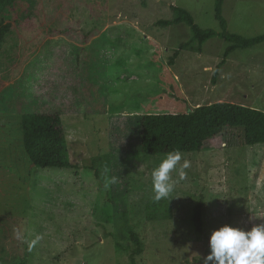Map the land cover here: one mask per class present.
Listing matches in <instances>:
<instances>
[{
  "label": "rangeland",
  "instance_id": "374dc122",
  "mask_svg": "<svg viewBox=\"0 0 264 264\" xmlns=\"http://www.w3.org/2000/svg\"><path fill=\"white\" fill-rule=\"evenodd\" d=\"M215 2L16 0L5 9L0 19L14 27L0 55V264H203L214 229L264 224V143L247 145L241 127L180 152L190 167L183 179L172 172L173 198L152 199L151 173L167 154L142 150L140 114L218 101L264 111V42L232 52L216 84L229 45L219 36L169 65L192 31L156 22L180 6L220 32ZM223 15L232 33L264 34V0H224ZM105 61L108 92L88 71ZM49 110L62 114L76 167H36L23 149L21 115ZM200 200L202 233L193 224ZM122 214L144 242L135 263Z\"/></svg>",
  "mask_w": 264,
  "mask_h": 264
},
{
  "label": "trees",
  "instance_id": "16d2710c",
  "mask_svg": "<svg viewBox=\"0 0 264 264\" xmlns=\"http://www.w3.org/2000/svg\"><path fill=\"white\" fill-rule=\"evenodd\" d=\"M15 2L16 0H0V16L5 9L13 8ZM223 4L224 0H216L215 2V17L222 28L220 32L214 29L201 28L191 12L180 6H172L174 12L172 19H160L156 22L160 26L185 23L192 31V38L181 45L179 49L174 50L170 56L169 65L175 64L181 50L187 48L193 42L197 41L199 43L198 50L201 51L204 42L219 36L229 42V45L225 49L223 58L218 62L216 71L213 73L212 81L216 84L219 71L232 52L237 49L252 48L264 42V34L245 37L228 31L227 20L223 15ZM13 27L11 22H4L0 19V55L6 38L12 33ZM93 53L98 55V49L95 48ZM107 62L89 66L88 70L93 71L94 74L97 72L99 76L103 75V78H105L103 82L96 77H94L93 82L97 84L94 87L97 86L99 90L106 92H108V89L104 69ZM139 118L141 148L148 154L201 151L209 140L219 136L225 129L230 127L243 128L244 141L247 145L254 146L264 143V111L233 102H213L180 113H144L140 114ZM21 131L23 149L30 162L36 167H76L70 159L68 138L60 112L56 110L25 112L21 115ZM204 213L205 204L204 201L200 200L195 205L193 212V224L198 233H202L205 228ZM122 218L124 226L130 234L131 241L135 245L131 252V260L135 263L136 256L144 251V242L133 225L128 222L125 214H122ZM116 245L123 247L118 241ZM18 264L27 263L25 260H21Z\"/></svg>",
  "mask_w": 264,
  "mask_h": 264
},
{
  "label": "clouds",
  "instance_id": "9594fccd",
  "mask_svg": "<svg viewBox=\"0 0 264 264\" xmlns=\"http://www.w3.org/2000/svg\"><path fill=\"white\" fill-rule=\"evenodd\" d=\"M181 160L179 151L170 152L153 169L151 181L154 202L173 198L177 181L172 172L177 170L179 178L183 179L184 170L190 167L188 160H183V163ZM114 183L116 178L112 177L106 180L105 187ZM209 246L210 252L203 258V264H264V224L254 225L250 229L224 224L212 231Z\"/></svg>",
  "mask_w": 264,
  "mask_h": 264
},
{
  "label": "crops",
  "instance_id": "0c3cea01",
  "mask_svg": "<svg viewBox=\"0 0 264 264\" xmlns=\"http://www.w3.org/2000/svg\"><path fill=\"white\" fill-rule=\"evenodd\" d=\"M93 41H94V40H92V42H93ZM229 59H230V57H228L226 63H225L222 67H224V66L227 64V62L229 61ZM222 67H221V68H222Z\"/></svg>",
  "mask_w": 264,
  "mask_h": 264
}]
</instances>
